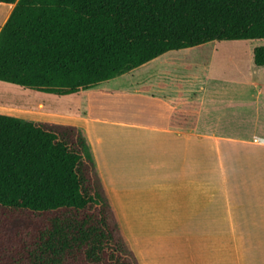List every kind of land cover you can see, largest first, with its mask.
<instances>
[{
    "label": "crops",
    "instance_id": "1",
    "mask_svg": "<svg viewBox=\"0 0 264 264\" xmlns=\"http://www.w3.org/2000/svg\"><path fill=\"white\" fill-rule=\"evenodd\" d=\"M14 7L0 2V31ZM231 41L170 50L69 94L71 110L0 113L82 130L139 264H264V67ZM180 57L190 81L163 69Z\"/></svg>",
    "mask_w": 264,
    "mask_h": 264
},
{
    "label": "trees",
    "instance_id": "2",
    "mask_svg": "<svg viewBox=\"0 0 264 264\" xmlns=\"http://www.w3.org/2000/svg\"><path fill=\"white\" fill-rule=\"evenodd\" d=\"M0 2L15 3L0 81L58 96L170 50L264 39V0ZM0 264H139L81 129L0 113Z\"/></svg>",
    "mask_w": 264,
    "mask_h": 264
},
{
    "label": "rangeland",
    "instance_id": "3",
    "mask_svg": "<svg viewBox=\"0 0 264 264\" xmlns=\"http://www.w3.org/2000/svg\"><path fill=\"white\" fill-rule=\"evenodd\" d=\"M232 45H239L243 49H249V47L252 46H261L264 44V39H252V40H242L240 42H229ZM200 55V54H199ZM229 55V54H228ZM227 55V56H228ZM205 58L211 59L210 54H205ZM194 58V53L193 57ZM191 59H185V58H178L176 61H182L183 65H180L179 67H166L165 63L167 66H170V63L163 62V69H171L173 70H179L182 73H184L186 80L190 81L192 80L190 76L192 77V73H194L196 69H194L192 66H190V63L192 62ZM225 58V59H224ZM222 56H216L215 58L212 59L213 62H222L224 60L230 61V57H224ZM159 63V62H158ZM156 63V65L158 64ZM189 65V66H188ZM155 66V65H154ZM153 66V67H154ZM152 67V68H153ZM144 70H148V68H142ZM209 70V69H208ZM211 71V68L210 70ZM139 74L134 73L126 76L125 79L131 80L133 77L137 79ZM183 78V79H185ZM73 96L71 95H66V96H58L55 94H48L45 92H41L35 89H30L26 88L17 84H13L10 82H4L0 81V102L6 103L8 105L14 106L19 108L20 106H38L40 102H42L45 106V109H50V110H71L73 106ZM75 108V107H73Z\"/></svg>",
    "mask_w": 264,
    "mask_h": 264
}]
</instances>
